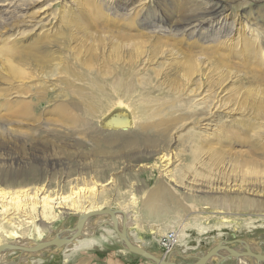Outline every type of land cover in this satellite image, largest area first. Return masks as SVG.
I'll return each mask as SVG.
<instances>
[{"label":"rangeland","instance_id":"rangeland-1","mask_svg":"<svg viewBox=\"0 0 264 264\" xmlns=\"http://www.w3.org/2000/svg\"><path fill=\"white\" fill-rule=\"evenodd\" d=\"M193 3L19 0L0 7V192L76 191L80 207L124 209L126 230L159 257L160 238L181 229L190 248L177 255L181 264L223 239L264 253V0H232L222 26L194 32L179 27L178 16ZM41 19L42 29L31 30ZM52 36L63 40L59 46L47 43ZM124 36L133 45L122 52H142L131 57L128 77L130 58L108 57ZM39 42L51 62L20 65L16 57H33ZM116 112L131 123L102 124ZM12 203L0 198V243L14 240L11 230L24 239L35 227L54 235L78 215L68 211L49 222ZM74 246H52L37 264H155L112 236L71 254ZM28 257L13 263L30 264Z\"/></svg>","mask_w":264,"mask_h":264},{"label":"bare ground","instance_id":"bare-ground-1","mask_svg":"<svg viewBox=\"0 0 264 264\" xmlns=\"http://www.w3.org/2000/svg\"><path fill=\"white\" fill-rule=\"evenodd\" d=\"M17 1H19V0H11L9 2H5V0H4V2L3 1L0 2V7H5V6L11 7V6L15 5ZM193 1H195L196 3H193L192 5L189 4L188 7L190 6V8H186L183 12H182L183 9L181 10L179 8L180 10L178 11V16L180 14V17H179V22H180L179 25L180 26L179 27H182L183 29L191 30L192 32L200 31V30L204 29L205 27H211L212 28V27H215L217 24H219V27L222 26L220 24H222L221 21L223 20V16L227 15L225 13L227 12V10L229 8V4H231V2H232V0H193ZM257 1L258 2H262L263 0H257ZM190 3H192V2H190ZM85 15L86 14H83V16H85ZM77 18L80 19V17H78V16L75 17L74 19H76V21H77ZM48 20H46V21H48ZM66 20H68V19H66ZM41 21H42V19L40 21H36L34 24H32V28L30 27L31 30L36 31V30L42 29V26H44V22H41ZM69 24H70V22H69ZM63 36H65V34ZM47 39L49 41H47ZM125 39L129 40L128 37L124 36V37H121L120 39H115L116 41L112 42V44L110 43L111 44V47H110L111 51L110 50L109 51L111 52V56H108V57H112V58L115 57L116 59H118L119 57H124V54H125V57H129L130 58L128 60V66L127 65H126V67L123 66L125 68V71L122 69L124 71V73L125 72H129L128 71L130 69V65H129L130 62L129 61L132 60L131 57L132 58L133 57H139L141 55V53H142L141 50L136 48L137 46L136 47L134 46L135 48L132 46L131 48H129V50H126V53H124L125 50H123V52H122V48L125 47V45H127V46L129 45L130 46L132 44V43H129L128 41H125ZM46 41H47V43L49 45L51 44L52 46L56 47V46H59V42L63 41V40H60V38L58 36H52V38H50V39L46 38ZM39 44H42V45H39L41 48L38 50L37 53H35V55L33 57H16L17 61L21 63L20 65H27L25 67V68H27V67H30V66L35 67V65H42V66L44 65V66H46L47 64H45V63L51 62V59L49 57H46V54L43 51L44 50L43 48H45L46 45H44V43H42V42H39ZM139 44H138V46H139ZM141 45H142V43L140 44V46ZM145 46L147 48V45H145ZM142 47H143V45H142ZM155 47H156V45H155ZM54 50L55 49H53L52 51H54ZM144 50L142 49V51H144ZM51 52H50V54H51ZM157 53L158 52H156V54ZM122 54H123V56H122ZM109 55H110V53H109ZM112 58H110V59H112ZM123 59H125V58H123ZM125 63L127 64V61ZM192 66L193 65H191L189 67V70L192 69ZM128 67H129V69H128ZM11 69H13L15 72H17V74L22 75V77L23 76L31 77L30 74H28L26 71L22 70V68H19L17 66L11 65ZM126 69H128V70L126 71ZM131 70H132V68H131ZM120 71H121V69H120ZM124 73H122V71H121V74H124ZM128 74L129 73H125V76L128 77ZM52 75H54L53 72L52 73H46L45 77L46 78H50ZM129 82H130V80H129ZM129 82H127V80H126V83H124L123 86H124L125 90H129V87L131 85V84H129ZM222 102L223 101L221 100V101H218L216 103H217V105H221V104H223ZM259 102H260V100H259ZM262 102L263 101L261 100V103ZM210 105L213 106V104H210ZM216 108H217V106H216ZM211 114H213V113H211ZM128 118L129 117H128V115L126 113H117L116 112V114H114V115L110 116L108 119L104 120V123H102V124L106 125L107 127L127 126V125H129L131 123V121ZM22 192H24V191H22ZM74 194H76V191L71 192L70 194H66V195H63V194L62 195H57L55 197L49 196L48 194H45L43 192H36V193H34L33 196L27 194V191L25 192V194L24 193H19V194L6 193L5 194V193H1L0 192V198L9 200L10 203L13 202L12 204H14L15 207L17 206V207L21 208L24 205L28 209H30V211H32V210L39 211L38 213H39L40 217L42 216V218L45 221L49 220V222L54 220L58 214L63 215V214H65L68 211H73V212H75L77 214H83V213L91 211V210L101 209V206H98V205H92V206H89V207H82V206L80 207L78 205L77 201H75L76 198L74 199V196H75ZM28 199H31V200L29 201ZM27 200L29 202H27ZM23 201H26L27 203L23 204L22 203ZM56 209H57V212L55 211ZM118 210H121L120 212L123 213V214L122 213H117L116 214V219H117L116 222H117V225H118V229L121 230L123 216H125V218H126V226H127V222H128L127 221L128 217H127L126 211L124 209H118ZM96 217L99 219L98 220L99 226H96V225H98V224H96V222L95 223H92V222L88 223V221H87L86 224L84 225V228L82 229V232L80 233V235L75 237V238H73L69 243L64 244L59 249L65 248V247L69 246L70 244L75 243V246L71 250V254H73L74 252H77L79 250L82 251V250H85V249L88 250V249L96 248L103 241L109 242V238L111 236L114 238V240L120 242L118 234H117L116 230L113 228L112 221L110 220L109 215L103 214V215L96 216ZM95 220H97V219H95ZM100 223H103V224L100 226ZM96 227H98L97 228V232H99V234L97 236H95L96 234L94 236H90L92 231H94L96 229ZM61 230H63V231L61 232L60 237H63V238H68L73 233V232H71L69 230V228L68 229L67 228H62ZM181 232H182L181 229H179V230H177L175 232L174 238H173V241H172L174 243H173V246L170 249H166L165 248L163 251H161L162 254H163L161 257L162 258L164 257L163 258L164 260H166V261H168V262H170L172 264H181V262H178L177 255L183 254L184 252H186V249H188V248L185 249V247L181 243V235H182ZM126 233L130 237V239L132 240L133 243H135L136 245H139V246L142 245L141 247L145 248V245H147V241L139 240L136 236L130 235L131 233L129 234V232L127 230H126ZM7 235H9V236L14 238V240L11 241L12 243H14L15 245H21L23 247H31V246L35 245L37 242H39V241H45V240L51 239L53 237L52 234L44 236V233L41 230H39L38 227H35V234L33 236L25 237V239L22 238V233L20 234V232H17L16 230L9 231ZM225 241L226 240H224V239L223 240H218V242H224V243H225ZM120 243H121V245H123L122 242H120ZM2 244L3 243H0V245H2ZM226 245L232 250L245 251L246 249H248L250 251L256 252L255 248H252L251 246H249L247 244V242L244 241V240H242V243H239L238 246L237 245L235 246V244H233V243H228ZM177 246L179 248H176ZM49 248L50 247L44 248L42 250H38V251H35V252H26V251H22V250H19V249L18 250L2 251V252H0V264H14L13 262H14V259L16 257L24 258L25 256L26 257L27 256L30 257V258L28 257L30 264H37L39 262V256H41V254L45 250H47ZM173 249H175V250H173ZM147 250H149V249H147ZM153 253L156 256H158L157 253H155V252H153ZM44 255H46V253ZM201 256H199V257H201ZM215 256L224 257V260H225L226 264L229 263L228 260L235 261L234 264H264V260H258V259L254 258L252 256H246V255L228 256V253H227V251L225 249L219 250L216 253ZM26 262H27V260H26ZM17 264H19V263H17Z\"/></svg>","mask_w":264,"mask_h":264},{"label":"water","instance_id":"water-1","mask_svg":"<svg viewBox=\"0 0 264 264\" xmlns=\"http://www.w3.org/2000/svg\"><path fill=\"white\" fill-rule=\"evenodd\" d=\"M121 210L115 209V208H101V209H96V210H91L88 212H85L83 214H78L76 216V221L72 227L69 228V230L72 233V235L68 238H63L60 237V234L63 230H58L51 239L45 240V241H39L35 245L31 247H23L21 245H15L12 242L8 243H3L0 245V252L2 251H7V250H22L26 252H35L38 250H42L44 248H48L51 246H55L56 248L62 247L64 244L69 243L73 238L77 237L80 235L82 232V229L84 228V225L88 221L90 217H96L100 216L103 214L109 215L110 220L112 221L113 228L116 230L118 237L120 239V242L123 243V247L128 250L131 253H134L136 255H139L141 257H144L155 264H172L166 260H164L161 257L156 256L153 252L136 245L135 243L132 242L130 237L126 233V218L123 216L122 218V226L121 230L118 229L117 225V219H116V214L117 213H122L120 212ZM123 214V213H122ZM105 222V221H104ZM103 223H100V226ZM68 229V228H67ZM66 231V230H65ZM233 242H239L242 243V239H235L234 241H225L224 242H217L214 245H212L201 257H197V259L194 261L193 264H206L208 260H210L211 257L215 256L216 253L219 250L225 249L228 253V256H240V255H246V256H252L258 260H264V253H259V252H253L248 249L245 251H238V250H232L230 249L226 244L228 243H233ZM224 259V257H222Z\"/></svg>","mask_w":264,"mask_h":264},{"label":"built area","instance_id":"built-area-1","mask_svg":"<svg viewBox=\"0 0 264 264\" xmlns=\"http://www.w3.org/2000/svg\"><path fill=\"white\" fill-rule=\"evenodd\" d=\"M174 233L172 231L168 232L162 238H160L161 246L165 249H170L173 246Z\"/></svg>","mask_w":264,"mask_h":264},{"label":"crops","instance_id":"crops-1","mask_svg":"<svg viewBox=\"0 0 264 264\" xmlns=\"http://www.w3.org/2000/svg\"><path fill=\"white\" fill-rule=\"evenodd\" d=\"M87 259H84L83 261L85 262ZM118 262H120V261H118ZM118 262H115V261H106V263L105 264H118ZM62 264H66L65 263V261H63V263ZM122 264V263H121Z\"/></svg>","mask_w":264,"mask_h":264}]
</instances>
